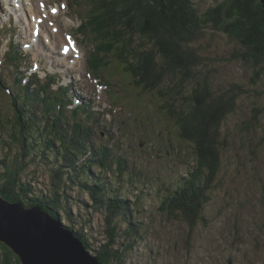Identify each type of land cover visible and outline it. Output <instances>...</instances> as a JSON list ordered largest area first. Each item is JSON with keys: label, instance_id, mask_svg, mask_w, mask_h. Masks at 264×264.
Listing matches in <instances>:
<instances>
[{"label": "trees", "instance_id": "16d2710c", "mask_svg": "<svg viewBox=\"0 0 264 264\" xmlns=\"http://www.w3.org/2000/svg\"><path fill=\"white\" fill-rule=\"evenodd\" d=\"M89 4L88 11L94 14H86L93 22L87 32L101 40L98 52H116L136 83L162 99V109L179 127V137L194 143L197 166L191 167L174 194L168 191L164 195L159 206L168 214L179 211L193 226L198 219H206L208 189L221 165L219 146L228 143L227 137L221 136V127L236 113V99L249 89L231 85L219 93L210 90L197 70L202 63L190 44L207 25L226 33L238 43L241 52L237 55L251 64V81L257 83L264 77L261 0H218L202 14L193 0H90ZM136 36L148 46L133 45ZM99 60L92 58L91 66ZM30 86L14 91L10 111H0V197L46 211L72 230L102 264H125L126 254L137 242L134 239L141 238L142 222L134 214L142 212L137 201L140 196L136 194L133 201L126 198L133 195L129 186L138 172L123 156L93 137L94 124L89 117L57 114L51 101L39 95L43 87L40 91L41 85ZM254 95L260 97L256 91ZM263 111L264 102L260 105L255 101L253 118L241 127L245 139L250 128H258ZM29 161L47 170L46 184H35L36 169L22 177ZM82 192L89 197L90 207L77 197ZM88 212L103 214V239L95 238L93 244L89 241L93 237ZM0 246L4 249L3 264H13L12 251L2 242ZM16 261L20 262L18 257Z\"/></svg>", "mask_w": 264, "mask_h": 264}, {"label": "rangeland", "instance_id": "374dc122", "mask_svg": "<svg viewBox=\"0 0 264 264\" xmlns=\"http://www.w3.org/2000/svg\"><path fill=\"white\" fill-rule=\"evenodd\" d=\"M2 1L4 5L3 8L0 7L6 11L5 16L0 15L2 80H7V77L16 72L15 69L12 70L7 52V41H13L9 40L6 31L9 26H18L22 38L16 40L18 48L21 41L27 42L29 36L35 39L36 44L25 52L27 58L21 60L17 71L24 73L28 63L25 73H34L36 70L42 78V68L46 65L49 70L61 73L64 83L73 86L75 92L79 85L84 96L97 109L94 115L97 140L113 147L117 153H124L136 165L131 166L138 173L132 177L133 182L129 186L134 192L126 198L133 201L136 194L140 196L137 201L142 212L134 214L142 222L141 238L134 239L137 242L129 255L126 254L125 264H264V111L258 117V128H250L246 139V132L241 129L253 118L254 102L258 101L260 105L264 102V77L257 83L251 81L254 69L249 62L243 61L237 55L241 52L238 43L226 33L207 25L190 44L196 58L202 63L197 70L201 79L209 84L210 90L219 93L221 90L230 89L231 85L249 89L247 94L236 99V113L230 114L221 127V136L225 135L228 143L223 146L225 148L222 151L219 146L222 162L208 189L209 199L204 209L206 219H198L195 225L190 226L180 216L179 211L168 214L161 211L159 206L164 195L168 191L169 194H174L176 186L188 177L190 167L197 166L193 155L194 143L191 140L179 141V127L157 105L162 99L154 98L152 93H141L126 72L129 70L125 71L114 55H105L106 60L103 62L99 60L105 68H110L94 69L97 72L102 71L99 77L94 71H90L91 67L85 62V58L93 49L94 43L98 42L97 48L100 49L101 40L89 32L88 35L85 33L81 36L76 27L82 22L85 13L94 14V11H88L91 6L87 7L84 0H55L53 3L48 0L53 5L59 3L61 10L58 16L53 14L49 18L43 12L44 9L40 10L41 17L47 18L45 25L58 28L64 38L57 47L55 42L50 44L46 41L41 32L43 27H34L33 30L34 21L30 20L28 6H31L28 0H20L21 6L11 10L8 8V3L12 5L11 2ZM6 1L8 2L5 3ZM193 1L202 14L218 0ZM35 10L37 11L36 5ZM8 19L10 21L4 23ZM92 23L88 22V27ZM36 30L38 34L34 36L33 32ZM47 30L52 39H55L51 29ZM139 40L141 39L137 38L133 45L148 46V43ZM64 42L69 46H77L82 53L77 54L73 50L67 60H62V49L59 47ZM76 57L78 61L74 64ZM54 58L56 61L52 62ZM167 82L168 80L165 81ZM255 91L260 94L259 98L254 95ZM9 99L0 92V111H10ZM33 169L37 170V174L33 176L35 184L38 187L43 182L46 184L48 175L43 167L32 161L26 165L22 177L27 176ZM137 187L142 189L138 190ZM73 191L75 194L76 190ZM76 195L90 207L91 202L85 192ZM79 205L82 207L81 203ZM89 215V232L93 237H89V241L93 244L95 238L97 241L103 239V214L92 212ZM3 250L0 246V264H3ZM16 259L17 256L13 253L12 263L21 264Z\"/></svg>", "mask_w": 264, "mask_h": 264}, {"label": "water", "instance_id": "95a60500", "mask_svg": "<svg viewBox=\"0 0 264 264\" xmlns=\"http://www.w3.org/2000/svg\"><path fill=\"white\" fill-rule=\"evenodd\" d=\"M264 8V0H261ZM0 242L21 264H102L82 241L38 206L0 197Z\"/></svg>", "mask_w": 264, "mask_h": 264}, {"label": "bare ground", "instance_id": "6f19581e", "mask_svg": "<svg viewBox=\"0 0 264 264\" xmlns=\"http://www.w3.org/2000/svg\"><path fill=\"white\" fill-rule=\"evenodd\" d=\"M29 1V3L31 2L32 4L33 3H35L36 2V5L38 6V7H41V3H42V0H34V1H31V0H28ZM20 4V2L18 1V5ZM21 6V5H20ZM43 6H44V10H43V12L46 14V16H47V18H49V17H52V15H53V13H52V9L53 8H55V9H57V11H56V13H55V15L56 16H58V14L60 13V9H59V5L58 4H55V6L54 5H52L51 3H48V4H45V3H43ZM37 7V8H38ZM29 8V9H28ZM28 10H29V12H30V15H33V18H34V22L32 23V27H33V30H35L34 29V27H36V26H40V25H43L44 27L43 28H45V30L47 31V29H51V32H52V34L53 35H55L56 37H55V39H56V41H54V39H52V37L51 36H49L48 34H51V33H49L48 31H47V33H46V31L45 30H43V31H41V32H43V35L45 36V38H46V41H50L51 42V44H52V42H55V44H56V46L58 47V44H60L61 42H63V40H64V38L62 37V35H61V33L59 32L60 30L58 29V28H56V29H53V27H47L45 24H46V21H47V18H41V16H39V12H40V10L39 9H37V12L38 13H35V11H33L34 10V8H31V7H29L28 6ZM26 17H27V15H26ZM33 18H31L30 20H31V22H32V19ZM27 20H29V19H27ZM93 36V35H92ZM48 39V40H47ZM93 39V38H92ZM71 40H72V43L73 44H75V42H74V40H73V38L71 37ZM98 43V42H97ZM67 43H62L61 45H66ZM60 48V50L62 49V50H64L63 52H64V54L62 55H60L61 57H62V60H64V59H68V57L66 56V55H71L72 54V51L73 50H78V48L76 47V46H65V48H61V47H59ZM59 53V52H58ZM66 54V55H65ZM65 60V61H66ZM55 62L56 61V58H54V60H52V62ZM77 59L76 60H74V64L75 63H77ZM64 62V61H63ZM59 64V63H58ZM61 111V109H59L58 110V112H60ZM77 113V112H76Z\"/></svg>", "mask_w": 264, "mask_h": 264}, {"label": "snow or ice", "instance_id": "6c2138e0", "mask_svg": "<svg viewBox=\"0 0 264 264\" xmlns=\"http://www.w3.org/2000/svg\"><path fill=\"white\" fill-rule=\"evenodd\" d=\"M41 7H43V5H41ZM61 7H64V5H61ZM56 11H57V9H55V8L52 9V13H53V14H55Z\"/></svg>", "mask_w": 264, "mask_h": 264}]
</instances>
